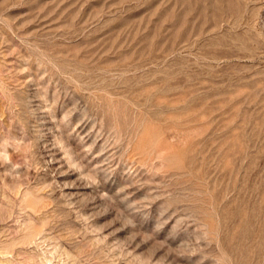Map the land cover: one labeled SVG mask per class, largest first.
<instances>
[{"label":"rangeland","instance_id":"rangeland-1","mask_svg":"<svg viewBox=\"0 0 264 264\" xmlns=\"http://www.w3.org/2000/svg\"><path fill=\"white\" fill-rule=\"evenodd\" d=\"M0 264H264V0H0Z\"/></svg>","mask_w":264,"mask_h":264}]
</instances>
